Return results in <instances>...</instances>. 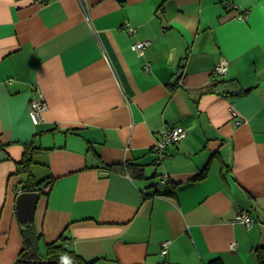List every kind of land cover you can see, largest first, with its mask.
I'll return each mask as SVG.
<instances>
[{"label":"crops","instance_id":"obj_1","mask_svg":"<svg viewBox=\"0 0 264 264\" xmlns=\"http://www.w3.org/2000/svg\"><path fill=\"white\" fill-rule=\"evenodd\" d=\"M33 99L48 105L39 123ZM179 125L186 137L159 160ZM0 142V264H48L18 262L16 170L31 143L44 148L42 252L64 235L82 264H262L264 0H0Z\"/></svg>","mask_w":264,"mask_h":264},{"label":"trees","instance_id":"obj_2","mask_svg":"<svg viewBox=\"0 0 264 264\" xmlns=\"http://www.w3.org/2000/svg\"><path fill=\"white\" fill-rule=\"evenodd\" d=\"M214 81H216V84L220 83V81H217V78H215ZM70 132L77 133L75 130H71ZM4 146L5 145L1 144L0 142V147L3 148ZM43 149V147L35 146L34 143L25 145L22 159L17 163L16 170L17 173L25 176V179L22 183L23 191H40V186L46 182L44 180L37 181L32 172V166L35 163V155ZM91 150H94L97 157L100 158L99 153L94 149V145L92 144ZM154 150L157 154L156 148H154ZM125 165V170L127 169V171L132 173L135 177L143 176V169L140 164L127 162ZM105 166L108 167V169L112 170H118V168L124 169V165L121 164H106ZM205 175L206 172L202 173L199 178H203ZM53 184L54 179H51L46 183V187L53 186ZM21 235L23 238V247L21 249L18 262L67 264L69 261H75L77 264H82L83 262L92 263L91 261L87 262L83 260V258L76 254L74 250L70 249L66 245L67 238L64 235H62L58 240L47 244L45 247V251L42 252L39 248V238L41 237V232H39L37 226L33 223V221L21 226ZM257 254L261 260V263L264 264V248H258ZM216 264L220 263L217 262Z\"/></svg>","mask_w":264,"mask_h":264},{"label":"built area","instance_id":"obj_3","mask_svg":"<svg viewBox=\"0 0 264 264\" xmlns=\"http://www.w3.org/2000/svg\"><path fill=\"white\" fill-rule=\"evenodd\" d=\"M38 1L41 3H44V2H47L48 0H38ZM240 18L242 20H245L246 16L240 15ZM129 29L131 31L134 30L131 27H129ZM149 44H150V42L148 40L137 41V42L133 43L132 47L139 56H143L145 54V49ZM228 66H229L228 59L226 57H222L221 62L217 65V67L215 69V73L218 75L225 74L228 70ZM47 107H48V105L43 99L31 100V102H30V114H31V118L33 119V121L35 123L41 122V120L43 119V112L47 109ZM233 116L236 119V124H241L243 122V118L241 117L240 113L238 114L237 111H235V110L233 111ZM186 135H187V129L181 125L166 129L164 131L163 138L155 146V148L157 150L158 159L160 160V158H162L163 153H164V151L168 145L182 140L183 138L186 137ZM167 181H168L167 177H164L162 179L163 183H166ZM234 220L236 222L244 223L247 227H250L254 222V218L250 213L246 212L245 210H240V209L238 210ZM169 243H170V241L164 242L163 250H162L163 254L167 253ZM234 245H235L234 243L231 244V248H234Z\"/></svg>","mask_w":264,"mask_h":264},{"label":"water","instance_id":"obj_4","mask_svg":"<svg viewBox=\"0 0 264 264\" xmlns=\"http://www.w3.org/2000/svg\"><path fill=\"white\" fill-rule=\"evenodd\" d=\"M172 55L175 53L172 51ZM39 200L38 191H22L17 198V215L21 222H32L35 217V210ZM67 264H77L75 261H69Z\"/></svg>","mask_w":264,"mask_h":264},{"label":"rangeland","instance_id":"obj_5","mask_svg":"<svg viewBox=\"0 0 264 264\" xmlns=\"http://www.w3.org/2000/svg\"><path fill=\"white\" fill-rule=\"evenodd\" d=\"M235 109H233V111H234ZM236 111V110H235ZM238 114H239V112H238ZM234 119H235V117H234ZM244 120V119H243ZM235 121V124H236V119L234 120ZM237 125V124H236ZM239 125V124H238Z\"/></svg>","mask_w":264,"mask_h":264}]
</instances>
